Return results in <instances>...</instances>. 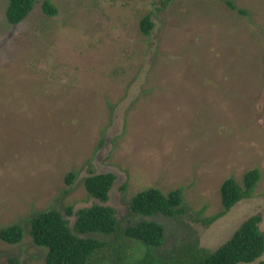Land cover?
<instances>
[{
	"label": "rangeland",
	"instance_id": "obj_1",
	"mask_svg": "<svg viewBox=\"0 0 264 264\" xmlns=\"http://www.w3.org/2000/svg\"><path fill=\"white\" fill-rule=\"evenodd\" d=\"M50 1L55 16L37 0L11 26L0 0V231L25 229L19 244L0 240V264H46L27 224L36 213L104 205L124 221L139 192L182 188L206 219L223 210L224 181L242 184L253 169L262 179L251 199L208 228L183 220L209 251L255 215L264 233V0ZM110 172L117 179L102 203L84 182ZM154 220L169 247L185 232Z\"/></svg>",
	"mask_w": 264,
	"mask_h": 264
},
{
	"label": "trees",
	"instance_id": "obj_2",
	"mask_svg": "<svg viewBox=\"0 0 264 264\" xmlns=\"http://www.w3.org/2000/svg\"><path fill=\"white\" fill-rule=\"evenodd\" d=\"M7 2L6 20L11 26H18L33 11L37 0ZM226 4L241 15L247 14L231 1H226ZM43 10L50 16L58 13L50 0H44ZM153 28L151 18L143 17L141 32L149 36ZM77 177L76 173H69L66 183L74 184ZM116 179L117 176L111 172L94 174L85 180L84 185L90 197L106 203ZM261 179V171L253 169L245 174L242 184L234 178L225 180L220 189L223 210L206 219L201 217V212H191L182 188L168 194L158 188H149L131 199L130 219L120 221L116 210L104 205H94L76 213L73 207H68L65 214L50 209L36 213L27 220L29 234L37 247L46 250V264H254L264 256L260 216L255 215L244 221L216 251L203 248L196 229L183 219L189 216L191 223L210 227L237 204L251 199ZM157 216L176 220L184 227L181 228L184 234L177 230V242L173 247L168 245L165 225L154 220ZM66 217L76 218L73 227ZM132 218L138 220L132 222ZM24 235L22 224L12 225L0 231V240L16 245L23 241ZM10 264L20 262L12 260ZM260 264H264V261Z\"/></svg>",
	"mask_w": 264,
	"mask_h": 264
}]
</instances>
